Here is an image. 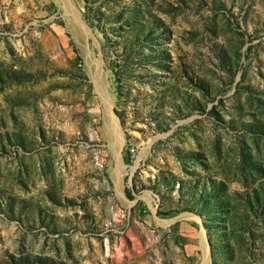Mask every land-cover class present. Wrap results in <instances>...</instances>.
<instances>
[{
  "label": "rangeland",
  "instance_id": "1",
  "mask_svg": "<svg viewBox=\"0 0 264 264\" xmlns=\"http://www.w3.org/2000/svg\"><path fill=\"white\" fill-rule=\"evenodd\" d=\"M0 264H264V0H0Z\"/></svg>",
  "mask_w": 264,
  "mask_h": 264
},
{
  "label": "bare ground",
  "instance_id": "2",
  "mask_svg": "<svg viewBox=\"0 0 264 264\" xmlns=\"http://www.w3.org/2000/svg\"><path fill=\"white\" fill-rule=\"evenodd\" d=\"M66 1V0H65ZM118 132V131H117ZM118 134V133H117ZM206 258V257H205Z\"/></svg>",
  "mask_w": 264,
  "mask_h": 264
}]
</instances>
